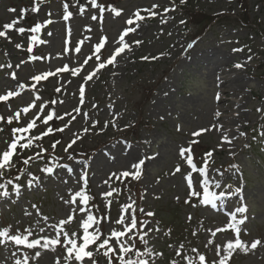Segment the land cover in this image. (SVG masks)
I'll return each mask as SVG.
<instances>
[{
  "label": "rangeland",
  "instance_id": "rangeland-1",
  "mask_svg": "<svg viewBox=\"0 0 264 264\" xmlns=\"http://www.w3.org/2000/svg\"><path fill=\"white\" fill-rule=\"evenodd\" d=\"M0 264H264V0H0Z\"/></svg>",
  "mask_w": 264,
  "mask_h": 264
},
{
  "label": "bare ground",
  "instance_id": "bare-ground-1",
  "mask_svg": "<svg viewBox=\"0 0 264 264\" xmlns=\"http://www.w3.org/2000/svg\"><path fill=\"white\" fill-rule=\"evenodd\" d=\"M139 16H141V21H142V13L139 12L138 13ZM143 22V21H142ZM142 22L140 23H134V22H130V26L133 28V30H131L130 32V35L128 36H124L125 39H127L128 37H130V40L135 38L136 36H142V30H143V27L140 26V24H142ZM131 47V46H130ZM123 57V55H120ZM120 58V57H119ZM222 72V71H221ZM227 82V80L224 78L219 89H218V97H217V101L219 102V104L217 103L215 106H214V111H216L218 113L217 116H214L215 118V121L217 122V130L219 132H223V131H226V128H227V125L228 123L226 122L225 118H224V114L226 113V111L224 109H222L221 105H220V102L222 103H226L228 102V99H227V95H228V92L229 90L228 89H224L225 87V83Z\"/></svg>",
  "mask_w": 264,
  "mask_h": 264
},
{
  "label": "trees",
  "instance_id": "trees-1",
  "mask_svg": "<svg viewBox=\"0 0 264 264\" xmlns=\"http://www.w3.org/2000/svg\"><path fill=\"white\" fill-rule=\"evenodd\" d=\"M191 15H192V18H195L196 22L199 21L200 18H205L206 16H203L202 14L200 13H196V12H191ZM213 21V18L210 17L208 19V24L211 23Z\"/></svg>",
  "mask_w": 264,
  "mask_h": 264
}]
</instances>
